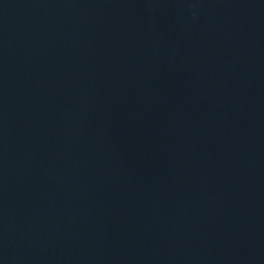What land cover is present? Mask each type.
I'll list each match as a JSON object with an SVG mask.
<instances>
[{"label": "water", "instance_id": "1", "mask_svg": "<svg viewBox=\"0 0 264 264\" xmlns=\"http://www.w3.org/2000/svg\"><path fill=\"white\" fill-rule=\"evenodd\" d=\"M0 264H264V0H0Z\"/></svg>", "mask_w": 264, "mask_h": 264}]
</instances>
